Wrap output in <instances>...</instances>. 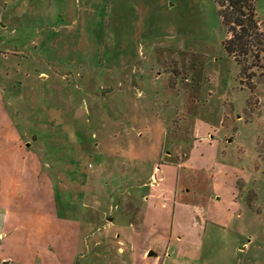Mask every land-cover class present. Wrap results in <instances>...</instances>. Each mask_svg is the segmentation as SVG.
<instances>
[{
    "label": "rangeland",
    "instance_id": "obj_1",
    "mask_svg": "<svg viewBox=\"0 0 264 264\" xmlns=\"http://www.w3.org/2000/svg\"><path fill=\"white\" fill-rule=\"evenodd\" d=\"M255 15L264 31V0ZM225 37L215 0H0V264L159 262L168 228L120 252L115 232L139 223L130 197L160 182L152 157L170 138L191 157L194 231L180 212L174 227L196 246L174 243L166 264H264V67L243 73ZM98 195L117 204L100 231L61 221ZM147 245L157 256L140 257Z\"/></svg>",
    "mask_w": 264,
    "mask_h": 264
},
{
    "label": "crops",
    "instance_id": "obj_2",
    "mask_svg": "<svg viewBox=\"0 0 264 264\" xmlns=\"http://www.w3.org/2000/svg\"><path fill=\"white\" fill-rule=\"evenodd\" d=\"M129 102H131V99H128ZM133 101V100H132ZM135 102V101H134ZM133 102V103H134ZM132 103V104H133ZM136 106V105H135ZM134 107V105H133ZM137 107H139L138 103H137ZM171 129V127H169V129H165V127L163 126L162 129V134H165L168 136V134H172V132H170L169 130ZM141 130V128H140ZM138 130V131H140ZM140 135H142L140 133ZM162 140V139H161ZM173 143V138L169 139V142H166V144L162 141L161 145H159L161 147V154L159 155H154L152 157V160H157L160 163V166H157L158 171L160 172V182L157 184V186L155 184H151L149 183V180H144V181H140L139 185L142 184V186L144 187L143 191L141 192H134V194L136 196H131L130 199L135 202V204H137L136 201H138V206H140V210H141V219L139 221L138 224H133L130 223L129 221H126L122 224L121 227V234H118L117 232H115V237H118V250L123 251V248L121 247L122 245H127V247L130 250H134L135 246H136V239H138L137 237H141V234H144V232L147 233V236H149L150 238H152L155 235H159L160 233H158L160 228H168L169 230V236L168 239L166 240L165 244H164V251H163V257L161 258V260H159V262H157L156 264H166V261L169 259V257L171 256V253H173V250H171V246L174 244L175 245V250L177 249V252L182 253L184 248H190V247H195L196 244L195 242H192L191 239H193V237L191 239H189V236H191L193 234V232H190V230L188 232L185 233L186 229H183L182 227H180V231L178 230V232H176L175 227H174V223H175V216L177 215V213L180 212V214L186 218V219H190L189 220V226L192 228L191 231H194V226L193 224V216L190 215V212L193 211V204H188L187 205V201L188 200H184L189 196V189H183L180 185V179H179V170L184 168V167H188L189 165H191L189 163V161L191 160L190 155L188 156V159H185V161H182V159H176V154L175 151L176 149H174V152L172 151V146H167L169 143ZM18 147H23V146H18ZM167 148L170 147V150L168 151H163V148ZM25 148V146L23 147ZM194 148V147H193ZM107 151H109V153L112 151V147H109L107 149ZM113 153V152H111ZM192 155V154H191ZM179 160V161H178ZM154 168H156V166H154ZM15 185L23 188L24 190L28 189V186L26 185V181L25 180H20V179H16L15 180ZM154 185V186H153ZM11 195H13V193H10ZM127 194H125L123 197L119 196L117 198V202L118 199L121 200V198L123 199L125 197V201H120V205L118 204V206H121V208L124 209L127 201L126 199H128L129 197L126 196ZM129 195V194H128ZM133 195V194H132ZM0 199L5 200L6 201V196H2ZM109 199V200H108ZM104 198L100 197L99 195L96 197V201L95 203H91L90 204V216H88L87 213H85L83 211V209L81 210L82 214V218L80 220H61L64 221L66 224L69 225H74L75 224V229L76 231H80V230H85L87 232H94V230H98L100 231V217L105 214L104 209L105 207H115L117 204L115 203H111V197L109 198ZM106 200V201H105ZM184 200V203L182 204L180 201ZM96 204V205H95ZM122 212V211H121ZM54 214H56V212H54ZM86 215V216H85ZM15 211H12V209L8 208L5 211V218L3 220L4 222V226L11 228V230H16L18 229V227L16 225H13L9 222V219L12 218H16L15 217ZM108 220H111V216H107ZM52 219V218H51ZM52 221H59L58 218H54L52 219ZM126 223H128L126 225ZM182 226H185V224H182ZM182 229L184 232H182ZM1 235V233H0ZM160 236V235H159ZM98 237H100V235H96L95 234V242L94 243H100V241L97 239ZM100 239V238H99ZM164 242V240H163ZM150 245V244H149ZM149 245H147L143 250L139 249V254L140 257L142 259H148L149 257L156 255L157 256V252L154 250H148L149 249ZM170 249V251H169ZM168 254V256H167ZM189 257V256H188ZM128 260L130 259H134L132 255H127ZM126 258V259H127ZM191 260V258L189 257V261Z\"/></svg>",
    "mask_w": 264,
    "mask_h": 264
},
{
    "label": "trees",
    "instance_id": "obj_3",
    "mask_svg": "<svg viewBox=\"0 0 264 264\" xmlns=\"http://www.w3.org/2000/svg\"><path fill=\"white\" fill-rule=\"evenodd\" d=\"M225 28L223 47L241 65L264 67V31L255 15V0H215Z\"/></svg>",
    "mask_w": 264,
    "mask_h": 264
}]
</instances>
